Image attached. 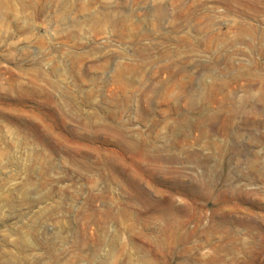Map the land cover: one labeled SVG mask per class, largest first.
<instances>
[{"label":"rangeland","instance_id":"rangeland-1","mask_svg":"<svg viewBox=\"0 0 264 264\" xmlns=\"http://www.w3.org/2000/svg\"><path fill=\"white\" fill-rule=\"evenodd\" d=\"M0 264H264V0H0Z\"/></svg>","mask_w":264,"mask_h":264}]
</instances>
